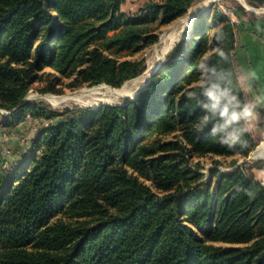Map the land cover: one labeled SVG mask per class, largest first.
Instances as JSON below:
<instances>
[{"label": "trees", "instance_id": "1", "mask_svg": "<svg viewBox=\"0 0 264 264\" xmlns=\"http://www.w3.org/2000/svg\"><path fill=\"white\" fill-rule=\"evenodd\" d=\"M124 1L0 0V117L4 109L12 111L8 124L27 115L50 120L0 196V264H264V185L241 168L215 185L200 182L192 163L196 155L249 157L255 146L249 131L247 147L229 149L209 135L211 125L199 129L203 113L187 99L208 55L233 73L243 100L227 16L212 10L197 23L182 59L133 101L62 111L23 103L47 68L73 78L71 86L122 87L146 66L117 55L141 51L154 23H172L196 2L154 1L127 16ZM171 134L177 139L150 142Z\"/></svg>", "mask_w": 264, "mask_h": 264}, {"label": "rangeland", "instance_id": "2", "mask_svg": "<svg viewBox=\"0 0 264 264\" xmlns=\"http://www.w3.org/2000/svg\"><path fill=\"white\" fill-rule=\"evenodd\" d=\"M161 0H125L120 9L123 15H138L148 7L149 3ZM196 0L189 8L186 15L169 24H160L159 21L153 24L151 43L141 51L132 53L129 50L120 52L117 58L120 60H137L145 62V70L138 77L128 80L126 93L123 96H116L105 90L94 96H80L79 100H68L64 102H53L49 96L75 95L84 89L99 87L107 84L95 86H71L74 79L64 78L51 68L36 73L30 91L25 97L26 102L38 106L46 107L48 110L62 111L66 108H88L98 109L104 105H123L128 101L136 99V94L144 83V86L151 80L152 76L161 68L171 65L176 60H181L184 53V45L190 38H186V33L190 28L194 32V27L202 19L211 15L212 10L218 11L228 17L235 33V50L233 52L234 66L237 77L244 75V81H238L242 90L243 100H252L256 103L255 119L247 122L245 126L254 139L255 146L249 157H217V156H194L192 163H198V172L203 174L200 182H211L215 185L221 174H230L237 168H241L246 174H252L264 185V158H255L254 152L261 143L264 142V99L258 98L256 88L254 89V77L251 78L247 71L253 70L264 77V0ZM203 12H199L201 9ZM209 26V25H206ZM206 32V31H205ZM209 30L208 33H212ZM156 35V37H155ZM247 35V40L244 36ZM155 37V38H154ZM171 49V51H170ZM177 52V53H176ZM176 54V55H175ZM180 65H176L179 69ZM54 82V91H47ZM110 86V85H108ZM144 88V87H142ZM253 97H251V95ZM54 104V105H53ZM12 111L1 110L0 121V173L4 175V182L0 187V196L3 188L10 181L14 172L27 166L26 160L35 152V145L40 132L49 126L50 120L45 118H35L27 115L25 119L17 122L9 116ZM176 135L171 134L162 138H153L150 142H169L176 140ZM215 171L216 176H213ZM217 171V172H216ZM207 228H203L206 232ZM219 247H240L242 243L211 242Z\"/></svg>", "mask_w": 264, "mask_h": 264}, {"label": "clouds", "instance_id": "3", "mask_svg": "<svg viewBox=\"0 0 264 264\" xmlns=\"http://www.w3.org/2000/svg\"><path fill=\"white\" fill-rule=\"evenodd\" d=\"M216 39L222 41L223 34L217 35ZM215 52L222 60H227L221 47H217ZM198 69L201 74L199 83L195 90L187 92V99L194 101L203 113L197 127L202 130L211 125L209 135L218 137L229 149L247 147L243 139L248 131L245 124L256 118V103L242 100L236 90L233 73L212 64L208 55L198 64ZM251 76L255 77V73ZM236 79L244 81L247 77L240 75ZM248 195L253 196L254 193L249 192Z\"/></svg>", "mask_w": 264, "mask_h": 264}, {"label": "bare ground", "instance_id": "4", "mask_svg": "<svg viewBox=\"0 0 264 264\" xmlns=\"http://www.w3.org/2000/svg\"><path fill=\"white\" fill-rule=\"evenodd\" d=\"M210 1L211 0H208L206 5H208L210 3ZM199 12H203V9H201ZM192 34H193V32H191V28H190L186 33H184V36L186 38H191ZM127 85L128 84H126L122 89H114L111 86L102 85V86H99V87H93V88H90V89H84V90L78 92L75 95H68V96H61V97L49 96L48 98L51 101H53V102H60L61 103V102L68 101V100H79L80 96H85V95L94 96V95H97V94H99L100 92H102L104 90L106 92H110V93H112V94H114L116 96H123L126 93ZM142 87H144V83L141 84L139 89H142ZM254 157L255 158H264V142L261 143L260 146H258L256 148V150L254 152Z\"/></svg>", "mask_w": 264, "mask_h": 264}, {"label": "crops", "instance_id": "5", "mask_svg": "<svg viewBox=\"0 0 264 264\" xmlns=\"http://www.w3.org/2000/svg\"><path fill=\"white\" fill-rule=\"evenodd\" d=\"M244 37H245L244 40L248 41L247 40V35H245ZM247 72H248V75L251 76V73H253V70H251L250 72L249 71H247ZM251 78H252V76H251ZM254 85H255L254 89L256 88V90H254V91H257L256 95H258V98L259 99H261V98L264 99V77H262L260 75V73H255ZM250 95H251V97H253L252 94H250Z\"/></svg>", "mask_w": 264, "mask_h": 264}, {"label": "water", "instance_id": "6", "mask_svg": "<svg viewBox=\"0 0 264 264\" xmlns=\"http://www.w3.org/2000/svg\"><path fill=\"white\" fill-rule=\"evenodd\" d=\"M150 81H151V80H150ZM150 81H148V82L146 83V85L144 86V88H142L140 91H138V93L136 94V98H137V96L139 95L140 92H142L145 88L148 87ZM25 102H26V99L23 100V103H25Z\"/></svg>", "mask_w": 264, "mask_h": 264}]
</instances>
